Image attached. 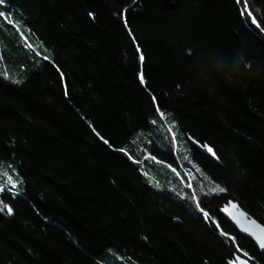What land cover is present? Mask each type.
Wrapping results in <instances>:
<instances>
[{
  "label": "trees",
  "instance_id": "16d2710c",
  "mask_svg": "<svg viewBox=\"0 0 264 264\" xmlns=\"http://www.w3.org/2000/svg\"><path fill=\"white\" fill-rule=\"evenodd\" d=\"M246 1L264 28V0ZM0 13V264H264L221 215L231 200L264 225V46L235 0H5ZM241 50L254 73L228 83L217 72ZM146 91L180 138L212 149L177 151L200 169L196 202L118 151L154 142L153 163L178 167Z\"/></svg>",
  "mask_w": 264,
  "mask_h": 264
},
{
  "label": "bare ground",
  "instance_id": "6f19581e",
  "mask_svg": "<svg viewBox=\"0 0 264 264\" xmlns=\"http://www.w3.org/2000/svg\"><path fill=\"white\" fill-rule=\"evenodd\" d=\"M236 4H237V1H236ZM237 7L239 10L240 17H241L246 29L249 32H251L254 36H256L259 39V41L262 43V45L264 46V37L258 32L256 24L254 25L251 22H248L247 20H245L244 16H242V14H241L242 11L239 9L238 4H237ZM252 16H254V15L252 14ZM256 22L258 23L260 28L264 31V28L258 22L257 19H256ZM146 96L148 97L149 100L151 99L150 96H152L153 98H156L155 95L150 91H146ZM160 97L162 100L163 97L160 95L156 99L159 101ZM157 100L155 101V100L151 99L150 104H151L152 110L153 111L155 110V112L157 113L159 118L162 120V124L158 125L157 123H154L152 126H150L149 129L152 130V132L156 135V137L158 139L157 142L159 143V147L161 150L163 148L167 152L170 151V147L168 146L167 138L171 139V147L172 146L174 147L175 161L178 163V167L172 166L173 163H170V164L164 163L166 166L164 164H162V166L157 167L156 166L157 164L155 165L153 163L152 158L149 155H147V153L144 151V148L148 149L150 146L155 145L154 142L146 141V142H144V144L140 148L135 147L132 143L131 144H124L123 147L120 148L118 151L121 153H124L128 157V159L130 160V162L136 164L139 168L140 173L143 174L144 176H146L147 178L151 179L152 184L155 185L158 190H162L164 187V185H162V183H161L162 181L167 182L169 180H175L176 182L180 183L182 188L190 191L191 195H193V200L196 202L199 198V196L197 194L196 186H195V182H196V180H198V177H197L194 169L197 166L192 164L195 167H193L191 169L184 168V165L182 164V161H181L182 158H180V156H177V151L179 150V148H180V150L181 149L185 150L188 147V145H185V144H188L187 142H189L194 147H196L198 150L203 151L204 153L208 154L209 156H211L213 158H215V156H214L211 148L202 146V144L198 140L190 137L189 133L183 132L186 135V137H185L186 140L180 138V136H179V132H180L179 124H177L174 121H168L165 119V117H163L162 112L157 105ZM148 104H149V102H148ZM22 113L23 112H19L20 115ZM151 120H155V119L151 118ZM112 122L124 124L122 119H115ZM105 124L109 125V122H105ZM148 125H149V122H142V124H141L142 127H147ZM140 144H142V143H140ZM188 149H190V148H188ZM198 170L200 171L199 168H198ZM200 179H203V177ZM204 181H206V179ZM219 189H220L219 187L214 186L213 190H215L216 193H219V191H220ZM221 192H223V191H221ZM230 202H234V201L230 200L226 204L223 205V207L221 209V215L223 216L224 219H226L234 227V229L238 232V234L242 238L251 241L257 247V249L261 252L262 249L261 248H260L261 250L259 249L260 245L257 242L254 241L255 242L254 243L251 239L242 235L240 230L235 226V224H233L224 215L223 211L225 210L226 207H229ZM234 203H237L239 205L238 202H234ZM249 217L254 220V218L252 216L249 215ZM256 222L259 225H261L262 227H264V225H262L257 220H256ZM263 252L264 251H262L261 253H263ZM235 264H236V262H235Z\"/></svg>",
  "mask_w": 264,
  "mask_h": 264
},
{
  "label": "water",
  "instance_id": "95a60500",
  "mask_svg": "<svg viewBox=\"0 0 264 264\" xmlns=\"http://www.w3.org/2000/svg\"><path fill=\"white\" fill-rule=\"evenodd\" d=\"M237 4H238L239 9L241 11H242V9L244 10L245 20H247L248 22H251L252 17L247 15V13L250 12L248 5H247V2L245 4V0H240V2ZM257 25H258V23L256 22V26ZM257 30L264 37V31L260 28L259 25L257 27ZM223 213L233 224H235V226L240 230L242 235L248 237L253 242L255 241L259 244V242L255 238V236L256 235H264V227L259 225L255 219L254 220L251 219L249 217V215L245 211H243L237 203L230 202L229 207H226L225 210L223 211ZM247 229H251V233L249 231H247ZM260 248L261 247H259V249ZM262 251H264V249H262ZM236 264H250V263L245 258L239 257L236 260Z\"/></svg>",
  "mask_w": 264,
  "mask_h": 264
},
{
  "label": "clouds",
  "instance_id": "9594fccd",
  "mask_svg": "<svg viewBox=\"0 0 264 264\" xmlns=\"http://www.w3.org/2000/svg\"><path fill=\"white\" fill-rule=\"evenodd\" d=\"M228 65L227 70L220 71L218 74L223 76V78L228 82L232 83L234 78L243 73H254L253 61L247 57L244 51H237L234 56H227ZM224 65L221 64V67Z\"/></svg>",
  "mask_w": 264,
  "mask_h": 264
},
{
  "label": "snow or ice",
  "instance_id": "6c2138e0",
  "mask_svg": "<svg viewBox=\"0 0 264 264\" xmlns=\"http://www.w3.org/2000/svg\"><path fill=\"white\" fill-rule=\"evenodd\" d=\"M4 2H5V0H0V4H3ZM239 2H240V0H237V3H239ZM245 4H246V0H245ZM241 14H242V16H244L245 13H244L243 10H242ZM0 15H3V14L0 13ZM247 15L252 17L251 18V23L255 25L256 24V18L254 16H252L251 12H248ZM257 27H258V25H257ZM139 59H140L141 62L144 60V57H143L142 53L139 55ZM142 79H143V76L141 75V80ZM8 212L11 213V209L10 208L8 209ZM247 231H249L251 233V229H247ZM255 238L258 240V242L260 244V247L262 249H264V235H256ZM237 259H238V257H237ZM234 264H235V262H234Z\"/></svg>",
  "mask_w": 264,
  "mask_h": 264
},
{
  "label": "rangeland",
  "instance_id": "374dc122",
  "mask_svg": "<svg viewBox=\"0 0 264 264\" xmlns=\"http://www.w3.org/2000/svg\"><path fill=\"white\" fill-rule=\"evenodd\" d=\"M220 191H223L222 189H219ZM216 193V192H215ZM246 212V211H245ZM239 257H243L245 258L250 264H253L247 257H244V256H239Z\"/></svg>",
  "mask_w": 264,
  "mask_h": 264
}]
</instances>
